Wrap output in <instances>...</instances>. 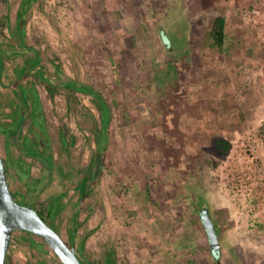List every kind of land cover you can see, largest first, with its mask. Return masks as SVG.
I'll return each mask as SVG.
<instances>
[{
  "label": "rangeland",
  "instance_id": "rangeland-1",
  "mask_svg": "<svg viewBox=\"0 0 264 264\" xmlns=\"http://www.w3.org/2000/svg\"><path fill=\"white\" fill-rule=\"evenodd\" d=\"M23 1L0 0V150L16 200L52 201L86 264H264L262 187L241 198L231 183L250 144L264 166V0H35L19 16ZM59 77L104 97L108 138L94 94L51 95ZM6 264L63 263L17 230Z\"/></svg>",
  "mask_w": 264,
  "mask_h": 264
},
{
  "label": "water",
  "instance_id": "water-1",
  "mask_svg": "<svg viewBox=\"0 0 264 264\" xmlns=\"http://www.w3.org/2000/svg\"><path fill=\"white\" fill-rule=\"evenodd\" d=\"M202 220L213 251L221 252L219 233L209 211L203 212ZM17 230L41 236L63 264H84L77 250L39 214L33 205H23L16 200L10 186L7 165L0 150V264H6L13 235Z\"/></svg>",
  "mask_w": 264,
  "mask_h": 264
},
{
  "label": "trees",
  "instance_id": "trees-1",
  "mask_svg": "<svg viewBox=\"0 0 264 264\" xmlns=\"http://www.w3.org/2000/svg\"><path fill=\"white\" fill-rule=\"evenodd\" d=\"M35 0H24L23 4H22V8L19 12V16L23 13L26 14L29 7L32 6V4L34 3ZM27 6V8H25L23 10V6ZM24 21V20H23ZM23 27V23L19 28ZM24 35L22 34V39ZM211 37L213 39V45L215 46H222L225 42L226 39V17L225 16H218L216 17L214 24L212 26V30H211ZM23 42V40H22ZM24 44V43H23ZM27 48V47H26ZM38 60L40 61V58H38ZM61 69H59L58 71H60ZM43 75V74H42ZM46 79V78H45ZM64 78L59 77L58 80H53V79H49L47 78L48 82H49V90L52 96H55L56 94V89L60 86L63 87H69L72 88L74 91H83L86 93H92L96 96V98L98 99V106L100 107L101 111H102V115H103V129L106 130L105 133V137L108 138V128H109V124L112 118V114H111V108L109 106V104L106 102V100L104 99V97L97 92L96 90H94L91 86L87 85V84H83L80 82H76L74 80H66ZM17 90V91H16ZM22 90V88H17L14 90V93L16 96H18V92H20ZM16 91V92H15ZM20 102L21 99L19 98ZM26 102V101H25ZM29 109V108H27ZM30 110H32V108H30ZM29 111V110H28ZM100 141L102 140V138L104 137V135H101L100 132ZM108 140V139H107ZM101 143V142H100ZM229 146L227 147L228 150ZM6 165H8V162L5 160ZM7 173H8V169H7ZM9 178V176H8ZM37 209V211L39 212V214L55 229L57 230L59 233H61L56 227L55 225H53V223L50 221V218L53 215V210H54V206H53V202H48L47 204H45V208L41 209L38 207H35ZM218 231V230H217ZM31 233V232H30ZM33 234V233H32ZM41 237V236H39ZM42 238V237H41ZM80 236H79V227L76 226L72 231H71V242H68L73 248H75L79 254V257L81 258L82 262L84 264L85 261L82 259V255L80 253V251L78 250V240H79ZM43 239V238H42ZM44 240V239H43ZM45 241V240H44ZM32 243L34 245L37 246H41V244H37L34 240H32ZM45 245H48L47 242L45 241ZM214 255L216 256V258H220L221 256V252H215L213 251ZM190 264H194V262H191Z\"/></svg>",
  "mask_w": 264,
  "mask_h": 264
},
{
  "label": "built area",
  "instance_id": "built-area-1",
  "mask_svg": "<svg viewBox=\"0 0 264 264\" xmlns=\"http://www.w3.org/2000/svg\"><path fill=\"white\" fill-rule=\"evenodd\" d=\"M248 152L247 167H243L242 170H238L233 174L231 183L235 188V192L242 198L243 196L252 193L254 187L259 183L261 191H264V166L262 164L261 157L259 156L257 148L250 144V147L246 150ZM258 184V185H259ZM259 194L263 195L262 192Z\"/></svg>",
  "mask_w": 264,
  "mask_h": 264
}]
</instances>
